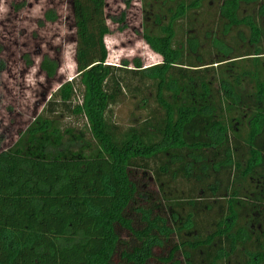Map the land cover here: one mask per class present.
<instances>
[{"label": "trees", "instance_id": "obj_1", "mask_svg": "<svg viewBox=\"0 0 264 264\" xmlns=\"http://www.w3.org/2000/svg\"><path fill=\"white\" fill-rule=\"evenodd\" d=\"M139 2L149 68L70 0L76 77L0 151V264H264V0Z\"/></svg>", "mask_w": 264, "mask_h": 264}, {"label": "rangeland", "instance_id": "obj_2", "mask_svg": "<svg viewBox=\"0 0 264 264\" xmlns=\"http://www.w3.org/2000/svg\"><path fill=\"white\" fill-rule=\"evenodd\" d=\"M18 5L24 6L17 11ZM47 9L56 13L57 21L40 28L37 21ZM70 10V0H0V151L15 144L50 94L76 77ZM106 15L110 30L104 38L107 65L117 67L132 59H139L143 68L161 63L141 38L139 0H106ZM42 54L59 59L60 68L52 81L38 70ZM26 59L31 67L25 65Z\"/></svg>", "mask_w": 264, "mask_h": 264}]
</instances>
